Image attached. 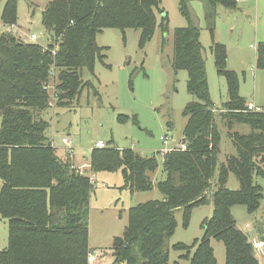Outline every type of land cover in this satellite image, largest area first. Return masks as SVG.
Wrapping results in <instances>:
<instances>
[{
    "label": "trees",
    "instance_id": "trees-1",
    "mask_svg": "<svg viewBox=\"0 0 264 264\" xmlns=\"http://www.w3.org/2000/svg\"><path fill=\"white\" fill-rule=\"evenodd\" d=\"M213 7L235 8L236 0H207ZM161 0H53L41 13V22L51 32L46 46L24 42L10 31L0 33V218L7 225V245L0 249V264H86L89 199L93 184L87 175L76 174L69 159L57 153L41 113L54 105L75 100L88 84L81 70H93L98 59L104 64V47L96 36L105 28L137 29L140 44L153 35L156 14H163ZM187 21L177 27L172 41V67L187 73L189 101L179 143L162 157L164 177L151 179L158 167L155 154L142 156L131 148L109 143L93 148L91 171H117L123 187L131 193L155 186L162 199L129 207L123 234L113 238L111 264H169L167 241L176 228L175 210L182 209L188 224L192 208L211 202V216L203 221V234L191 246L175 243L188 264H217L210 240L224 246V264H258L251 239L233 218L231 208L244 205L248 213L260 207L261 187L255 176H264V112L246 110L239 94L236 72L225 68L224 44L210 47L218 75L226 81L227 99L214 105L207 81L200 29ZM163 18V17H162ZM166 20V17L163 18ZM3 26L17 25L16 0H6L1 12ZM165 32L166 28L162 27ZM256 67L264 71V42L256 47ZM53 86V93L45 89ZM227 128L235 148L218 165L215 190L208 197L217 166L220 132L216 117ZM126 115L119 116L124 121ZM249 127L233 131L234 124ZM238 189L226 187L229 173ZM263 241V240H261Z\"/></svg>",
    "mask_w": 264,
    "mask_h": 264
},
{
    "label": "rangeland",
    "instance_id": "rangeland-1",
    "mask_svg": "<svg viewBox=\"0 0 264 264\" xmlns=\"http://www.w3.org/2000/svg\"><path fill=\"white\" fill-rule=\"evenodd\" d=\"M5 1L0 0V33L5 29L1 22ZM50 1L53 0H16L17 25L26 34L36 33L38 38L33 43L42 46L51 41V32L41 22V13ZM183 1L190 21L200 29L209 92L215 106L220 107L227 99V92L226 81L217 74L214 65L210 49L213 42L225 45V68L236 72L240 96L245 102H253L264 109V71L255 64L256 47L264 42V0H236L235 8L231 10L221 5L213 7L207 0ZM180 2L161 0L164 12L156 14L153 35L141 44V32L137 29L122 32L116 28H105L97 34V44L104 47V64L96 59L93 70H81L82 80L89 85L75 100L64 106L48 107L41 113L49 124L47 133L58 154H65L61 136L70 139L77 162L89 159L91 146L101 139L106 145L131 148L142 156L155 154L158 167L151 173V179L155 183L164 177L161 153L180 141L186 122L183 110L194 99L187 91L186 71L175 72L172 67L174 30L187 25L180 12ZM162 27L166 28L165 32ZM21 36L28 41L24 35ZM121 115L128 118L121 121ZM216 123L220 146L208 197L216 188L214 183L219 163L224 162L226 156L235 154V148L226 134L227 128L218 116ZM232 130L247 133L249 127L236 123ZM164 135L168 137L166 144L160 139ZM93 175L88 245L103 254V264H110L113 259L112 241L123 234L129 207L162 199L163 196L155 186L147 191L131 193L123 187L120 170L99 171ZM254 181L262 191L258 210L248 213L244 205H235L231 213L240 229L250 238L259 240L264 236V176H255ZM226 187L232 190L239 187L237 178L231 172ZM212 209L211 202L195 206L187 225L182 222V209L175 210L176 228L167 241L169 264H188L187 259L180 258L184 252L172 245L180 242L191 246L199 239L203 234V221L211 216ZM7 233L6 222L0 218V249L7 245ZM210 244L217 263L224 264L223 243L212 238ZM258 259L260 264H264V255Z\"/></svg>",
    "mask_w": 264,
    "mask_h": 264
},
{
    "label": "built area",
    "instance_id": "built-area-1",
    "mask_svg": "<svg viewBox=\"0 0 264 264\" xmlns=\"http://www.w3.org/2000/svg\"><path fill=\"white\" fill-rule=\"evenodd\" d=\"M5 30L12 32L13 34H15L17 36L18 39H20L21 41H24V42H28V41L34 42L38 38V35L36 33L26 34L25 32L21 31L18 25L6 26ZM21 34L24 35V37H26L28 39V41H25L22 38ZM44 88L49 90V91H51L52 92V96H54L53 86L51 84H46L44 86ZM48 106L49 107L54 106V102H53L52 99H50V101L48 103ZM246 110L251 111V112H258V113L264 112V109H263L262 106L256 105V104H254L252 102L246 104ZM160 139L162 140V142L164 144H166L168 142V137L165 136V135L164 136H160ZM60 141H61V143L63 145L65 156L70 161L69 162V167L71 168V170H73L76 174H79V175H87L90 178V181H91L92 178H94V177H93V174H92L93 172L91 171V166H90L89 159L84 158V160H82V162H76L74 160V147L71 145L70 139L67 136H61ZM52 145H53V143H52ZM105 146H106V143L103 140L98 139V140H96L95 143H93V145L91 146L90 151L93 148H103ZM176 146H181L182 148L185 147L184 144H182V143L181 144L178 143ZM170 149H172V148L165 149L164 152L161 153L162 157ZM251 242H252V246H253L254 250L263 247V243L261 241L257 240V239L252 238ZM102 257H103V254L100 253L99 250H90L88 252V255H87V263L86 264H99L100 259Z\"/></svg>",
    "mask_w": 264,
    "mask_h": 264
},
{
    "label": "crops",
    "instance_id": "crops-1",
    "mask_svg": "<svg viewBox=\"0 0 264 264\" xmlns=\"http://www.w3.org/2000/svg\"><path fill=\"white\" fill-rule=\"evenodd\" d=\"M18 26H19V25H18ZM247 103H250V102H246V104H247ZM252 103H253V102H252ZM214 105H215V104H214ZM178 143H179V142H177V143H176L175 145H173L172 147L176 146ZM169 148H171V147H169ZM74 155H75V153H74ZM74 160L76 161L75 156H74ZM76 162H77V161H76ZM92 174H93V173H92ZM93 177H95V176L93 175ZM88 233H89V232H88ZM247 234H248V233H247ZM249 237H250V236H249ZM254 239H255V238H254ZM261 240H263V241H261ZM259 241H261V242L263 243V247L254 250L257 259L259 258V256L264 255V236H263V235L261 236V239H259ZM89 248H90V250H99V249L91 248L90 246H89ZM260 251H261V252H260ZM111 262H112V260H111ZM99 264H103V257L100 259ZM110 264H111V263H110ZM217 264H218V263H217ZM258 264H260L259 259H258Z\"/></svg>",
    "mask_w": 264,
    "mask_h": 264
}]
</instances>
